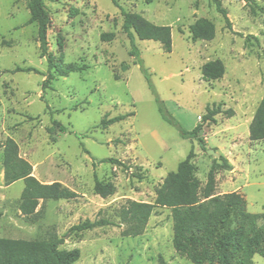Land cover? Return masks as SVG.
<instances>
[{
	"label": "rangeland",
	"instance_id": "obj_1",
	"mask_svg": "<svg viewBox=\"0 0 264 264\" xmlns=\"http://www.w3.org/2000/svg\"><path fill=\"white\" fill-rule=\"evenodd\" d=\"M32 1L0 0V238H62L61 249L81 251L74 264H192L174 248L170 209H157L136 237L123 234L127 225L117 215L128 200L153 203L164 179L191 153L201 201L214 169L216 195L238 192L249 212H264V140L250 139L264 98V0H221L230 26L213 0H44L49 54L63 66H89L65 77L54 73L45 91L48 63L39 26L27 24ZM122 11L171 27V53L155 41L137 39V46L173 118L188 131L203 124L204 149L197 140L184 139L160 114L144 73L129 54ZM204 19L214 23L215 37L195 42L191 26ZM216 60L223 62L225 73L207 81L202 68ZM29 67L39 73L19 71ZM209 106L222 108L215 121H204ZM129 113L134 116L101 124ZM54 121L67 131L55 127L51 132ZM8 138L16 141L40 182H59L78 197L41 200L33 215L24 216V181L5 182L3 144ZM109 158L126 165L103 162ZM95 175L112 183L115 193L98 195ZM102 218L113 225L69 233L81 222ZM254 264H264V258L256 255Z\"/></svg>",
	"mask_w": 264,
	"mask_h": 264
},
{
	"label": "trees",
	"instance_id": "obj_2",
	"mask_svg": "<svg viewBox=\"0 0 264 264\" xmlns=\"http://www.w3.org/2000/svg\"><path fill=\"white\" fill-rule=\"evenodd\" d=\"M217 11L224 17L228 26L230 20L228 11L222 6L221 0H213ZM124 17L122 29L130 42V56L135 58L144 73L149 87L155 95L160 114L169 124L175 126L184 139L197 140L205 148V139L200 135L203 124H198L193 130H186L167 110L164 102L158 96L151 80L149 71L145 68L141 53L137 46V39L155 41L161 44L166 53L173 50L172 29L169 26L157 25L139 13L122 11ZM37 23L39 26V40L42 56L47 58L48 74L43 83V90L50 87L54 73L65 77L72 73L83 72L89 69L86 64L60 65L48 52V11L44 0L32 1V16L29 24ZM193 41H211L216 34L213 22L200 20L191 26ZM106 35L102 38L105 40ZM112 37V35H111ZM123 71L128 70L126 64L122 65ZM19 71H39L29 67ZM225 73L221 60L205 64L202 74L207 81L220 79ZM118 79V77H117ZM50 111V107L47 106ZM204 121H215V116L222 113L221 106L207 107ZM51 114H53L51 112ZM227 114L234 115L233 110ZM134 113L116 116L111 119L104 118L102 125H112L124 121ZM54 126L61 132L67 128L60 122L54 121ZM250 139L253 141L264 140V98L260 102L250 126ZM3 167L5 182L11 185L23 180L25 183L21 195L20 211L24 216H31L41 200H74L78 194L61 183L46 184L40 182L33 175L32 164L20 156L19 146L12 138L3 144ZM191 153L182 161L176 172L170 173L159 189L153 203L128 200L118 210L117 215L127 228L123 231L125 236L136 237L143 233L150 218L159 208L170 209L173 220V245L175 250L186 257L192 264H254L256 255L264 258V212L251 213L247 210L244 197L238 192L216 195V177L214 169L208 175L207 183L203 189L204 197L201 201L200 182L195 176L196 168L191 163ZM103 162L124 166V162L109 158ZM95 192L103 198L115 193L112 183H103L95 175ZM113 225L108 219L102 218L91 221L86 220L72 228L69 233H83L99 227ZM64 243L62 238L50 240L27 241L0 238V264H74L80 259L79 249L65 250L60 246Z\"/></svg>",
	"mask_w": 264,
	"mask_h": 264
},
{
	"label": "water",
	"instance_id": "obj_3",
	"mask_svg": "<svg viewBox=\"0 0 264 264\" xmlns=\"http://www.w3.org/2000/svg\"><path fill=\"white\" fill-rule=\"evenodd\" d=\"M208 153H209V154H213V155H215V156H219V154L216 153L214 150H208Z\"/></svg>",
	"mask_w": 264,
	"mask_h": 264
}]
</instances>
